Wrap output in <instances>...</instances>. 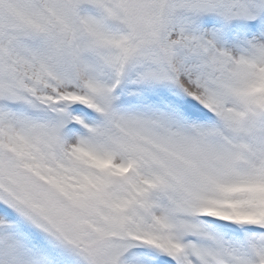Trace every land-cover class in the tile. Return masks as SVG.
<instances>
[{
    "label": "snow or ice",
    "instance_id": "snow-or-ice-1",
    "mask_svg": "<svg viewBox=\"0 0 264 264\" xmlns=\"http://www.w3.org/2000/svg\"><path fill=\"white\" fill-rule=\"evenodd\" d=\"M0 264H264V0H0Z\"/></svg>",
    "mask_w": 264,
    "mask_h": 264
}]
</instances>
